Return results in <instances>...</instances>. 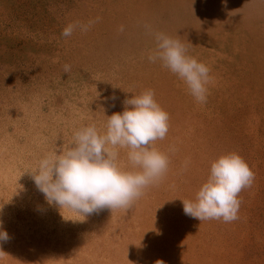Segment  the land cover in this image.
Returning <instances> with one entry per match:
<instances>
[{
  "label": "rangeland",
  "instance_id": "1",
  "mask_svg": "<svg viewBox=\"0 0 264 264\" xmlns=\"http://www.w3.org/2000/svg\"><path fill=\"white\" fill-rule=\"evenodd\" d=\"M157 33L210 68L206 104L149 62ZM148 89L170 117L152 145L169 156L166 176L127 210L85 218L49 204L32 179L38 162L82 127L105 133L123 101ZM228 153L255 177L239 219L185 215L182 200ZM117 162L134 170L127 149ZM0 225V264H264V0H0Z\"/></svg>",
  "mask_w": 264,
  "mask_h": 264
},
{
  "label": "clouds",
  "instance_id": "2",
  "mask_svg": "<svg viewBox=\"0 0 264 264\" xmlns=\"http://www.w3.org/2000/svg\"><path fill=\"white\" fill-rule=\"evenodd\" d=\"M94 22L69 24L61 35L71 36L76 27L87 31ZM156 41L157 50L148 56L149 62L161 61L185 82L197 103L206 104L207 85L213 79L210 68L186 55L187 49L179 40L157 33ZM70 70V65L64 66L65 72ZM154 97V90L148 89L125 99L124 111L108 117L105 133H99L94 124L82 127L74 132L73 144L66 150L57 149L43 157L31 175L47 202L86 218L104 209L127 210L147 187L160 182L168 172L170 159L152 145L166 138L170 117ZM119 149H127L134 170L125 171L118 165ZM169 151L175 154L178 149L172 145ZM188 165L186 160L181 171H187ZM254 179V173L238 154L222 155L212 162L208 179L195 199L182 200L183 211L200 222L232 223L239 219L238 196L252 186ZM8 239L0 225V241ZM156 264L164 262L158 260Z\"/></svg>",
  "mask_w": 264,
  "mask_h": 264
}]
</instances>
